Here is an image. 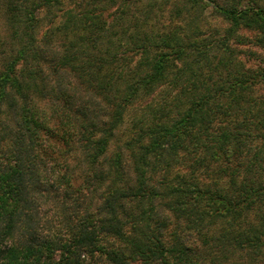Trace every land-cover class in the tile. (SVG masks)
<instances>
[{"label": "trees", "instance_id": "trees-1", "mask_svg": "<svg viewBox=\"0 0 264 264\" xmlns=\"http://www.w3.org/2000/svg\"><path fill=\"white\" fill-rule=\"evenodd\" d=\"M142 1L5 0L0 264H264V0Z\"/></svg>", "mask_w": 264, "mask_h": 264}, {"label": "rangeland", "instance_id": "rangeland-1", "mask_svg": "<svg viewBox=\"0 0 264 264\" xmlns=\"http://www.w3.org/2000/svg\"><path fill=\"white\" fill-rule=\"evenodd\" d=\"M143 0L142 2H144ZM173 0H151L154 11L157 13L155 20H158L156 24H165L169 22L170 18V7ZM4 3L5 0H0V61L4 55L10 52L11 48L15 46V42L10 39L9 29L5 22L4 15ZM143 4V3H142ZM186 10H183L185 13ZM193 14L198 18V23L200 29L204 33H208L211 30H220L226 25V22L223 21L219 16L215 15L209 1L205 0L202 5H198L193 9ZM54 15V17H53ZM59 11H56L53 7L49 12L42 9L39 11L38 16H40V28L38 33L40 34L42 29L47 26L50 19L54 20L58 18ZM177 22H181L177 19ZM38 34V36H39ZM240 53L238 54L244 61L247 66H255L257 64H264V51L260 49L257 45L251 43L236 44ZM257 91H264V85L257 87ZM53 211L49 206H42L40 210V222L43 220L49 219L52 220Z\"/></svg>", "mask_w": 264, "mask_h": 264}]
</instances>
